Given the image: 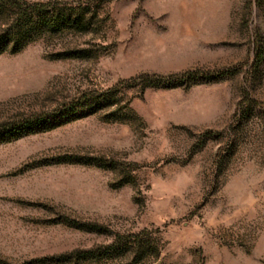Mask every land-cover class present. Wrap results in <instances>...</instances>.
I'll return each mask as SVG.
<instances>
[{
    "label": "rangeland",
    "instance_id": "obj_1",
    "mask_svg": "<svg viewBox=\"0 0 264 264\" xmlns=\"http://www.w3.org/2000/svg\"><path fill=\"white\" fill-rule=\"evenodd\" d=\"M0 264H264V0H8Z\"/></svg>",
    "mask_w": 264,
    "mask_h": 264
},
{
    "label": "trees",
    "instance_id": "obj_2",
    "mask_svg": "<svg viewBox=\"0 0 264 264\" xmlns=\"http://www.w3.org/2000/svg\"><path fill=\"white\" fill-rule=\"evenodd\" d=\"M8 5L12 8H16V10L19 11L20 15H25L28 12L27 9H24L22 6H15L8 0H0V8L6 7Z\"/></svg>",
    "mask_w": 264,
    "mask_h": 264
}]
</instances>
